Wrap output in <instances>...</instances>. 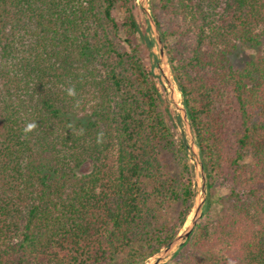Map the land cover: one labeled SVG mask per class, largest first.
<instances>
[{"label":"trees","instance_id":"obj_1","mask_svg":"<svg viewBox=\"0 0 264 264\" xmlns=\"http://www.w3.org/2000/svg\"><path fill=\"white\" fill-rule=\"evenodd\" d=\"M149 3L207 186L171 262L264 264V58L234 61L262 45L264 0ZM139 10L0 0V264H146L187 222L195 166Z\"/></svg>","mask_w":264,"mask_h":264},{"label":"water","instance_id":"obj_2","mask_svg":"<svg viewBox=\"0 0 264 264\" xmlns=\"http://www.w3.org/2000/svg\"><path fill=\"white\" fill-rule=\"evenodd\" d=\"M141 7H142V11L145 13V15L147 17V21H148L149 26L151 28V31L153 33L154 40L156 42V46L160 52L161 58L159 59V62H158V68L164 74L163 67H167V65L169 66V64H168L167 54L165 52V49H164V46H163V43L161 40L160 32H159L158 27H157V23L151 14V11L149 9V3H147V2L145 3V0H141ZM174 89L175 88H173V86H172V96L170 97V101L172 103H174L176 105V107L182 112V115H181L182 123L185 125L186 129L190 132V136H189L190 141L188 139L187 140H188L189 151L191 154H193V161L192 162H193V165L195 166V183H196V179L199 177V171H200V173L202 175V179H203L202 199L198 203V205H196V207H195V203H194L195 213H194L193 219L191 220L189 226H187V228H185V230L183 232H180L178 234V236H176L172 240V242L169 244V246L167 248L163 249L157 255L158 259L153 264H166L165 261L169 257H172L176 253V251L179 249V247L181 245H183L189 239L191 233L193 232V230L195 229V227L197 226V224L199 223V221L203 217V206H204L206 198H207L206 176H205V171H204L201 159H200L199 149L195 143L196 142L195 136L192 133V126H191L190 121L188 120L186 110H185L183 104H182V106H180L176 103ZM186 138H187V136H186ZM196 198H197V196H196ZM195 202H196V199H195Z\"/></svg>","mask_w":264,"mask_h":264},{"label":"rangeland","instance_id":"obj_3","mask_svg":"<svg viewBox=\"0 0 264 264\" xmlns=\"http://www.w3.org/2000/svg\"><path fill=\"white\" fill-rule=\"evenodd\" d=\"M150 0H145V3H149ZM138 4L140 6V10L137 14V18L138 21L141 25L142 30H148V23L147 21V17L145 15V13L142 11V7H141V0H138ZM149 9H150V3H149ZM151 11V10H150ZM147 36L151 37L154 39L153 33L152 31H147ZM152 51L154 52V54L156 55L157 59L159 60L161 58L160 56V52L157 48V46L155 45L152 49ZM261 58H264V38H263V42L262 45L259 46L258 48H241L238 52H236L235 54V63L238 66H242L243 62L250 60V59H254V60H259ZM148 62V66L150 69H153L155 74L158 76V84L161 88V90L164 92L165 96H167L170 100V97L172 96V86L174 89V94H175V100L176 103L180 106H182V96L178 90V87L173 79L170 67L167 65V67H163L164 70V74L160 71V69L158 67H154L155 66V62H156V58L149 56L147 59ZM171 102V101H170ZM171 108L172 111L175 115L179 114L182 115V112L176 107V105L174 103L171 102ZM178 131L182 134H185L187 136V139L190 141V132L186 129L185 125L183 123H181L178 127ZM191 159L193 161V154H191ZM196 191H197V198H196V202H195V207L196 205H198V203L201 201L202 199V185H203V179H202V175L199 171V177L196 179ZM220 194H224V191L220 192ZM218 209L217 206L213 207V212H216ZM195 213V208L192 210L191 215H189L187 222L185 223L183 229L181 230V232H183L185 230V228H187V226H189L191 220L193 219ZM171 258L169 257L165 262L166 264H173L171 262ZM158 259V256H155L153 258H151L146 264H153L156 260Z\"/></svg>","mask_w":264,"mask_h":264},{"label":"clouds","instance_id":"obj_4","mask_svg":"<svg viewBox=\"0 0 264 264\" xmlns=\"http://www.w3.org/2000/svg\"><path fill=\"white\" fill-rule=\"evenodd\" d=\"M67 94L69 96H71V97H76L77 93H76L75 86L67 88ZM78 104H79V101H77V105ZM37 127H38L37 122H35V121L28 122L23 128V133H24V137L23 138H26L29 133H32L33 131H35L37 129ZM70 127H71V125H70ZM82 131L83 130L81 129V132ZM103 137H104V133L103 132L98 133V135H97V143H102L103 142Z\"/></svg>","mask_w":264,"mask_h":264}]
</instances>
